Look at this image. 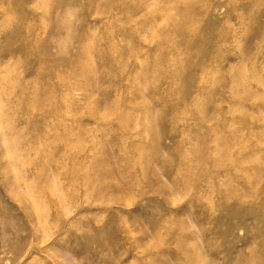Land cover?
Here are the masks:
<instances>
[{
  "label": "rangeland",
  "instance_id": "obj_1",
  "mask_svg": "<svg viewBox=\"0 0 264 264\" xmlns=\"http://www.w3.org/2000/svg\"><path fill=\"white\" fill-rule=\"evenodd\" d=\"M0 264H264V0H0Z\"/></svg>",
  "mask_w": 264,
  "mask_h": 264
},
{
  "label": "bare ground",
  "instance_id": "obj_2",
  "mask_svg": "<svg viewBox=\"0 0 264 264\" xmlns=\"http://www.w3.org/2000/svg\"><path fill=\"white\" fill-rule=\"evenodd\" d=\"M87 51V50H86ZM85 52V51H84ZM83 53V52H82ZM86 54V53H85ZM204 67H202L201 68V70L205 73V72H207L208 70L206 69L207 67L205 66V65H203ZM145 119V118H144ZM203 122H205V121H201L200 123H203ZM203 124H207V122H205V123H203ZM226 144V143H225ZM182 146V145H181ZM195 146V145H194ZM222 147V146H221ZM226 147L227 148H231L232 146H231V143H230V145L228 144V145H226ZM225 147V148H226ZM218 148V147H217ZM244 150L245 149H243L242 150V152H244ZM218 151V150H217ZM216 152V151H215ZM194 153V152H193ZM219 153V152H218ZM217 156V155H216ZM241 157H242V155H241ZM245 158V157H244ZM246 162L248 161V160H245ZM179 172V171H178ZM193 259H194V261H197L198 263L200 262V261H202V258L201 257H199L198 255H195V257H193Z\"/></svg>",
  "mask_w": 264,
  "mask_h": 264
}]
</instances>
